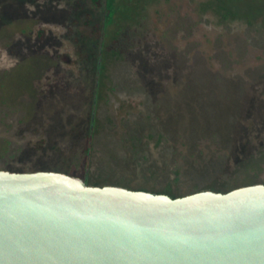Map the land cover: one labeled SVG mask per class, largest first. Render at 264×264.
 Returning <instances> with one entry per match:
<instances>
[{"label": "rangeland", "instance_id": "obj_1", "mask_svg": "<svg viewBox=\"0 0 264 264\" xmlns=\"http://www.w3.org/2000/svg\"><path fill=\"white\" fill-rule=\"evenodd\" d=\"M98 18L92 0H0V169L178 194L264 183V0L149 6L106 60L88 152ZM137 122L162 141L133 139Z\"/></svg>", "mask_w": 264, "mask_h": 264}, {"label": "water", "instance_id": "obj_2", "mask_svg": "<svg viewBox=\"0 0 264 264\" xmlns=\"http://www.w3.org/2000/svg\"><path fill=\"white\" fill-rule=\"evenodd\" d=\"M0 264H264V183L172 197L0 169Z\"/></svg>", "mask_w": 264, "mask_h": 264}, {"label": "trees", "instance_id": "obj_3", "mask_svg": "<svg viewBox=\"0 0 264 264\" xmlns=\"http://www.w3.org/2000/svg\"><path fill=\"white\" fill-rule=\"evenodd\" d=\"M99 8V18L94 24L95 38L92 40L91 55L95 60V86L93 91L92 110L90 113V127H89V140L87 151L92 149V142L97 133V107L101 92L102 79L106 72V60L108 57H120L124 50L123 45L129 42L132 35L139 27H142L148 19V7L157 3L158 0H92ZM93 16L89 15V19L86 23L90 22ZM134 29V30H133ZM150 130V131H148ZM150 126L146 128L142 125V122H137L132 128V138L141 142L142 137H157L159 141H162L164 135ZM89 162V155H87V161ZM240 171L249 170L259 165L260 160L255 156H251L248 161L239 160ZM87 182V180H85ZM88 183V182H87ZM258 183L256 180H250L245 184H223L220 186H211L205 190L211 189L214 191L227 192L234 188L243 185H249ZM94 185H114V184H101L99 182ZM121 186V184H115ZM136 190H147L140 188ZM151 191V190H148ZM200 191V190H199ZM159 193H166L172 197H179L187 194H178L172 191L170 186L158 191Z\"/></svg>", "mask_w": 264, "mask_h": 264}]
</instances>
